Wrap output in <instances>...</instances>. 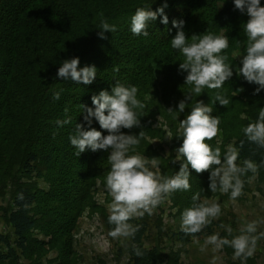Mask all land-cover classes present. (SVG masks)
I'll return each instance as SVG.
<instances>
[{
    "label": "trees",
    "instance_id": "1",
    "mask_svg": "<svg viewBox=\"0 0 264 264\" xmlns=\"http://www.w3.org/2000/svg\"><path fill=\"white\" fill-rule=\"evenodd\" d=\"M165 3L167 25L158 17L150 24L147 37L131 33V17L138 7L155 11ZM261 4L264 6V0ZM248 19L235 8L233 0H0V197L12 184L15 208L9 209L8 222L23 252H29L31 234L38 226L55 240L70 231L68 227L79 214L78 204L89 202V190L98 178L105 179L110 169L106 151L87 150L77 156L70 144L69 135L74 133L76 123H84L81 104L92 106L93 95L101 90L111 92L117 82L137 86L138 99L145 104L138 117L141 126L123 129L137 135L142 130L145 134L160 133L153 128L158 115L175 128L178 120L190 113L191 101L185 113L168 111L176 109L188 92L186 73L178 71L182 57L170 46L178 31L172 21L185 22L189 39L206 31L228 37L229 47L224 52L228 55L226 62L233 67V77L221 90L205 89L193 103L203 100L210 104L216 91L225 92L229 105L212 104L211 115L219 116V128L227 137L235 138L238 159L252 160L264 171V148L249 142L242 131L264 108V91L257 94L258 85L237 76L239 63L233 55L236 49L246 54L243 25ZM101 20L117 26L116 32L105 33L106 39L98 35ZM74 57L80 58V67L96 66L97 77L92 84L57 78L63 60ZM56 92H60L59 100L53 98ZM66 115L72 117V123L60 127L57 120ZM92 126L107 135L95 119ZM205 142L216 147L213 139ZM136 151L154 157L146 139ZM36 172L51 184L48 192H39L35 183L25 182ZM190 172L201 186L194 193L208 189V171ZM21 193L23 200L19 198ZM38 207L40 216L35 212ZM201 232L187 235L181 231L179 236L188 241ZM145 233L143 225L132 238L143 252L142 257H136L133 249L134 264H158V250L141 244ZM33 243L41 242L33 239ZM0 244L9 249L7 254L0 252V263L19 264L10 238L1 230V221ZM60 264L70 261L65 258Z\"/></svg>",
    "mask_w": 264,
    "mask_h": 264
},
{
    "label": "clouds",
    "instance_id": "2",
    "mask_svg": "<svg viewBox=\"0 0 264 264\" xmlns=\"http://www.w3.org/2000/svg\"><path fill=\"white\" fill-rule=\"evenodd\" d=\"M235 8L245 13L249 19L243 25L247 36L246 54L234 55L241 58L236 67V74L250 84H256V93L264 91V6L261 0H233ZM165 3L153 11L148 7H138L131 17L130 31L135 36L149 35L148 28L152 22L161 17L160 23L167 25L169 17L165 14ZM223 6V5H222ZM177 28L176 35L171 39L170 46L177 50L182 61L178 71L185 75V86L188 92L185 99L181 100L176 109H168L170 113H185L191 101V111L180 120L177 129V138L182 137V144L175 149L176 160L181 161V166L175 175L169 177L161 175L159 159L148 158L136 152L142 140L147 139L142 130L139 134H127L123 129L140 127L139 113L145 104L138 99L139 89L135 85L125 86L116 83L111 92L101 90L98 95L92 96V106L80 105L84 123H76L74 133L69 135L71 146L76 150V155L91 150L97 152L104 150L108 153L107 162L110 169L105 177V190L111 197L108 204V223L113 227L108 235L113 239H131L138 231L129 221L142 218L145 214L151 215L153 210L163 202L164 198L176 191H188L191 188V170L196 173L209 172L208 190L216 193H230V199L236 200L244 187L241 179L247 172L256 173L258 166L252 160H244L242 165L237 164L239 150L233 144L227 145L223 155L219 147L213 148L205 141H211L219 132L221 123L219 116H213L212 104L218 103L227 106L230 103L227 94L216 91L211 97V103L205 104L203 100H196L205 89L221 90L226 81L233 77V67L227 63L228 55L224 52L229 47L227 36L213 34L206 31L203 34L192 35L189 39L184 31V21H172ZM98 35L106 39V32L114 33L117 26L101 20ZM97 77L95 65L80 67V58L65 59L57 71V78L77 84L90 85ZM54 99H60V92H56ZM178 109V110H177ZM68 109H65L67 114ZM175 119L176 116L174 115ZM93 119L99 123L102 131L92 126ZM159 119V118H158ZM72 123V117L57 120L60 127ZM159 126V125H158ZM247 140L264 148V108H261L255 122H250L242 129ZM169 140L173 133L167 130ZM156 141H152L154 143ZM241 141V147L243 146ZM135 153V154H130ZM182 158V159H181ZM19 198L24 199L21 193ZM221 214L218 202L209 200L201 201L197 192L192 197V205L181 214L180 228L187 235L199 233L203 228L212 223L213 219ZM221 227H225L221 225ZM229 236L232 229L226 228ZM257 222H249L240 229V234L221 238L213 234L206 238L205 245H212L219 249L229 246L234 250V259H242V264L252 257L257 245ZM136 257H142L143 252L133 246ZM204 250L203 248L201 249Z\"/></svg>",
    "mask_w": 264,
    "mask_h": 264
},
{
    "label": "rangeland",
    "instance_id": "3",
    "mask_svg": "<svg viewBox=\"0 0 264 264\" xmlns=\"http://www.w3.org/2000/svg\"><path fill=\"white\" fill-rule=\"evenodd\" d=\"M235 53L244 55L241 49H236L233 55ZM234 57L239 63L241 58L237 55ZM147 98L151 101L152 97ZM180 120L183 119H179L173 128L165 117L158 115L153 119V128L160 133L147 132L146 134L147 145L153 151L154 157L158 158L161 163H159L161 175L171 177L180 169L181 161L176 160L175 151L183 141L182 137L177 138ZM166 129L173 133L171 140L167 137ZM219 129L217 136L213 138L214 144L217 146L219 141V147L223 151H226L229 144L235 146V138L227 137L225 132ZM152 141L156 142L151 143ZM136 152L151 158L140 151ZM242 162L243 160H237L238 165H242ZM174 164L179 166H174ZM241 179L244 181V187L242 194L236 200L230 199V193L220 191L213 193L208 189H202L199 193L201 201H214L221 206L219 217L205 226L199 237H190L188 241H184L179 236L181 214L186 208L191 207L192 197L196 194L194 192L198 188L201 189L198 179L193 177L189 180L190 190L172 193L164 198L151 215L145 214L144 217L134 218L129 222L138 227L146 225V233L141 244L144 248L158 250L160 257L158 264H242V259L233 258L234 250L231 247L223 246L217 249L212 245H205V240L208 236L217 233L221 238L231 239L232 236L239 235L240 229L247 223L255 221L257 231L253 235L257 237L256 250L253 256L243 264H264V171L259 168L256 173L249 171ZM24 180L28 183H35L39 192H48L51 187L44 176L37 175V172ZM89 193L90 200H87L89 202L78 204L80 208L77 207L76 210L79 214L73 225L68 227L70 231L60 233L61 236L55 240L38 226L31 234L32 245H30L29 252L25 253L18 247L17 236L8 222V211L15 208L13 187L12 184H8L4 196L0 197L1 230L10 238L11 246L18 255V263L60 264L67 258L70 264H134L133 246L137 244L132 241V238L113 239L108 235L113 226L107 220L111 197L105 190V179L98 178ZM40 211L39 207L35 209L39 216ZM227 227L232 229L231 236L226 230ZM33 239L41 243L34 244ZM8 251L5 244H0V252L7 254ZM3 264H9V262L6 261Z\"/></svg>",
    "mask_w": 264,
    "mask_h": 264
}]
</instances>
